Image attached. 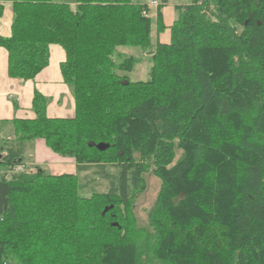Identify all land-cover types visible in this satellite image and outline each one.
<instances>
[{
  "label": "trees",
  "instance_id": "1",
  "mask_svg": "<svg viewBox=\"0 0 264 264\" xmlns=\"http://www.w3.org/2000/svg\"><path fill=\"white\" fill-rule=\"evenodd\" d=\"M7 1L8 76L33 80L60 46L74 112L49 115L34 90V116L0 123V264H264V0H191L169 24L158 0L146 81L115 55L151 46L147 3ZM36 139L76 173L27 166ZM90 171L117 181L86 196ZM147 172L160 187L138 227Z\"/></svg>",
  "mask_w": 264,
  "mask_h": 264
},
{
  "label": "crops",
  "instance_id": "2",
  "mask_svg": "<svg viewBox=\"0 0 264 264\" xmlns=\"http://www.w3.org/2000/svg\"><path fill=\"white\" fill-rule=\"evenodd\" d=\"M1 3L4 5V10L0 15V36L6 37L10 33L12 13L7 0H1ZM165 34H161L157 39L161 42H166L168 37L163 36ZM49 51L48 66L33 80H22L8 76L7 54L4 49L0 48V123L2 121H9L15 117L34 116L31 109L34 90L49 98L47 106V113L49 115H64L63 117L73 115V99L70 92L64 87L59 72V63L64 58L63 50L58 45H50ZM64 93H66L65 96ZM11 134V127L8 123L0 124V140L9 139ZM31 148L33 149V153H36V158L31 163L32 165L38 164L43 166L45 164L51 173L70 171L74 168L72 159L54 154L41 139L27 143L25 153Z\"/></svg>",
  "mask_w": 264,
  "mask_h": 264
},
{
  "label": "rangeland",
  "instance_id": "3",
  "mask_svg": "<svg viewBox=\"0 0 264 264\" xmlns=\"http://www.w3.org/2000/svg\"><path fill=\"white\" fill-rule=\"evenodd\" d=\"M68 3H71V0H62ZM139 2H145L148 5L149 12L144 11V14L146 16L151 17V46L148 49H141L138 47H132V46H120L116 49V55L115 59L116 61H120L123 57L126 56H134L137 58V62L134 63V65L131 67L130 70L122 71L121 74L126 76L127 80L131 81H146L149 79V70L151 67V63L149 60V52L152 50L154 45L156 44V33H155V16H156V4L158 3V0H134ZM191 0H168V3L164 6H162L161 11L163 12V15L165 17V22L168 24L177 17L178 11L176 10L177 6L189 4ZM167 37V34L163 35ZM162 36V37H163ZM165 40V39H163ZM119 53V54H118ZM118 54V55H117ZM64 87L70 92L71 89L68 84H64ZM37 89V88H36ZM66 93H64L65 96ZM48 98V97H47ZM49 99V98H48ZM64 116V115H62ZM12 137V136H11ZM1 143V142H0ZM34 158H36V153H33V149L31 148L29 151L25 153V162L28 164H31L34 162ZM70 159V158H68ZM27 164V166H28ZM42 166V165H41ZM44 170L48 173L50 171L47 168V165L43 164L42 166ZM5 166L0 164V176L1 173L6 171ZM107 171L111 174L117 175V171H113V168H107ZM63 172H75L76 171L71 169L70 171H63ZM114 172V173H113ZM61 173V171L59 172ZM89 178H83L85 181L83 182H89L87 184V188L84 189V194L86 196H89L90 192L92 191H106L108 190L110 184L112 182L117 181L116 175L115 176H109L104 177L103 175H96V173L90 171ZM93 174L96 176L93 177ZM83 176V174H82ZM93 178V181H89ZM145 182H146V188L143 192L139 193L137 198L134 201L133 204V213L136 218V222L138 227L147 226V209L151 207V205L154 203L159 187L160 182L157 178H155L151 173L147 172L144 174ZM86 190V191H85ZM9 264V263H8Z\"/></svg>",
  "mask_w": 264,
  "mask_h": 264
},
{
  "label": "built area",
  "instance_id": "4",
  "mask_svg": "<svg viewBox=\"0 0 264 264\" xmlns=\"http://www.w3.org/2000/svg\"><path fill=\"white\" fill-rule=\"evenodd\" d=\"M0 2H1V0H0ZM24 170H25V166L24 165H21V164L14 167V171L15 172H17V171H24Z\"/></svg>",
  "mask_w": 264,
  "mask_h": 264
},
{
  "label": "water",
  "instance_id": "5",
  "mask_svg": "<svg viewBox=\"0 0 264 264\" xmlns=\"http://www.w3.org/2000/svg\"><path fill=\"white\" fill-rule=\"evenodd\" d=\"M96 147L100 150H103L106 148V145H104L103 143H99V144H96Z\"/></svg>",
  "mask_w": 264,
  "mask_h": 264
}]
</instances>
